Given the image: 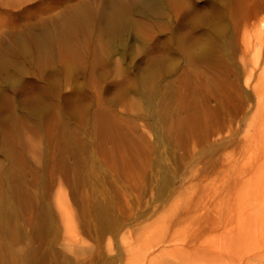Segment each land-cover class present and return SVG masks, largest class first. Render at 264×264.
<instances>
[{
    "label": "rangeland",
    "instance_id": "rangeland-1",
    "mask_svg": "<svg viewBox=\"0 0 264 264\" xmlns=\"http://www.w3.org/2000/svg\"><path fill=\"white\" fill-rule=\"evenodd\" d=\"M146 1L0 0V264H264V0Z\"/></svg>",
    "mask_w": 264,
    "mask_h": 264
},
{
    "label": "bare ground",
    "instance_id": "bare-ground-1",
    "mask_svg": "<svg viewBox=\"0 0 264 264\" xmlns=\"http://www.w3.org/2000/svg\"><path fill=\"white\" fill-rule=\"evenodd\" d=\"M251 1V0H250ZM146 3H147V6H148V9H150V7H152V9H153V7L155 6V5H157V0H147L146 1ZM240 3V2H239ZM263 3V2H262ZM159 4V3H158ZM264 4V3H263ZM160 5V4H159ZM243 5V4H242ZM250 6H251V4H250ZM157 7V6H156ZM81 8V7H80ZM207 8V7H206ZM251 8V7H250ZM159 9V8H158ZM103 11H105V10H103ZM126 11V10H125ZM147 11V10H146ZM249 11V10H248ZM247 11V12H248ZM124 12V11H123ZM220 12V11H219ZM240 12V11H239ZM251 12V11H250ZM89 13V12H88ZM156 13V12H155ZM243 13V12H242ZM245 13V12H244ZM252 13V12H251ZM106 14H108V13H106ZM120 14V12L118 11V10H114V11H112V12H110L109 13V15H104V18H105V21L107 22V24H106V27H108L109 29H112V30H117L118 28H117V26H116V22H115V20H118V19H115L118 15ZM247 14V13H246ZM260 14V13H259ZM78 15H80V14H78ZM240 15V14H239ZM82 16V15H81ZM85 16V15H84ZM97 16V15H96ZM160 16V15H159ZM248 16H249V14H248ZM253 15L251 14L250 15V17L251 18H253L252 17ZM102 17V16H101ZM79 18H82V17H79ZM85 18L86 19H88L87 18V16H85ZM84 18V19H85ZM149 18H150V16H149ZM155 18V17H154ZM246 18H248L249 19V17H247V15H246ZM251 18H250V20H251ZM255 18V19H254ZM254 20L256 21V23H252L253 25H252V29L254 30V32H256V34L257 35H262V33H264V19L262 18V19H259V18H257V15H255L254 16ZM98 19V18H97ZM102 19V18H101ZM121 19V18H120ZM246 20V19H245ZM250 20H248V22L250 21ZM90 21V20H89ZM102 21V20H101ZM104 21V22H105ZM86 22V21H85ZM91 22V21H90ZM97 22V21H96ZM212 22V21H211ZM248 22L246 21V24H245V21H244V25L246 26V27H248V26H250V25H248ZM86 24V23H85ZM89 24V23H88ZM99 24V23H98ZM87 25V24H86ZM101 25V24H100ZM102 26V25H101ZM105 26V25H104ZM127 27V26H126ZM107 29V28H106ZM48 32H45V33H43L42 35H40L39 37H37L36 35V38H38L37 40H38V42L41 44V45H43V44H45L46 42H47V39H48ZM35 36H34V39H36L35 38ZM260 39H261V37H260ZM257 90V89H256ZM152 97V96H151ZM259 100H260V98H259ZM262 100V99H261ZM196 121V120H195ZM189 122V121H188Z\"/></svg>",
    "mask_w": 264,
    "mask_h": 264
}]
</instances>
